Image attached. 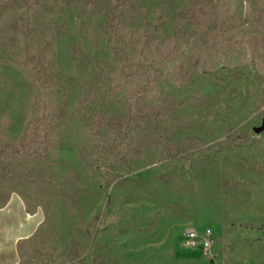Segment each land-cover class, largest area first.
Listing matches in <instances>:
<instances>
[{
    "label": "rangeland",
    "instance_id": "1",
    "mask_svg": "<svg viewBox=\"0 0 264 264\" xmlns=\"http://www.w3.org/2000/svg\"><path fill=\"white\" fill-rule=\"evenodd\" d=\"M13 193L33 264H264V0H0Z\"/></svg>",
    "mask_w": 264,
    "mask_h": 264
},
{
    "label": "crops",
    "instance_id": "2",
    "mask_svg": "<svg viewBox=\"0 0 264 264\" xmlns=\"http://www.w3.org/2000/svg\"><path fill=\"white\" fill-rule=\"evenodd\" d=\"M44 222V211L19 193L0 205V264H33V239Z\"/></svg>",
    "mask_w": 264,
    "mask_h": 264
},
{
    "label": "built area",
    "instance_id": "3",
    "mask_svg": "<svg viewBox=\"0 0 264 264\" xmlns=\"http://www.w3.org/2000/svg\"><path fill=\"white\" fill-rule=\"evenodd\" d=\"M183 244L190 249L201 248L209 256H214L215 238L211 229L200 231L189 227L183 232Z\"/></svg>",
    "mask_w": 264,
    "mask_h": 264
}]
</instances>
